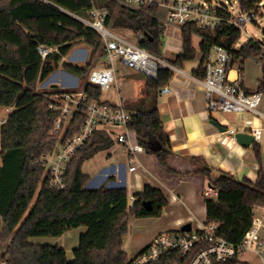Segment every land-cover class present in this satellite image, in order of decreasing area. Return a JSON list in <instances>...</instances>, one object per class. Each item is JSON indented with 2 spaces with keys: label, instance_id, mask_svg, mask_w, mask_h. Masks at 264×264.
Here are the masks:
<instances>
[{
  "label": "trees",
  "instance_id": "16d2710c",
  "mask_svg": "<svg viewBox=\"0 0 264 264\" xmlns=\"http://www.w3.org/2000/svg\"><path fill=\"white\" fill-rule=\"evenodd\" d=\"M93 6L107 11L106 27L132 31L140 48L162 58L164 25L156 17L157 3H139L137 8H131L116 0H0V107L12 109L0 125V256L8 257L10 264H124L127 254L122 248L123 239L130 220L159 217L168 206L162 191L148 185L134 194L135 201L130 205L126 187L108 186L112 177L97 189L86 188L90 177L82 171L83 164L118 143L114 135L104 131L94 132L72 156L64 175V190L41 186L46 169L36 161L77 134L86 105L100 100V88L87 78L82 88L86 100L77 106L69 122L55 130L59 111L51 105L55 97L69 91L38 88L59 65L78 78L89 75L90 61L85 66L62 61L78 42L90 48V59L97 52L104 57L100 35L78 19H91ZM193 36H200L201 63L194 71L197 78L205 76L203 63L215 46L230 51L231 66L238 62L243 66L245 60L260 52L251 41L234 49L240 35L232 26L221 24L214 30H201L192 22L183 25L182 49L167 61L170 65L181 68L184 62L196 58ZM39 46L56 50L42 58ZM135 73L142 76L143 82L135 101L123 106L131 113L127 127L146 153L155 156L166 171L173 172L167 166L172 154L170 140L158 111L159 92L173 72L160 68L155 79ZM258 90H264V82ZM152 141L161 144V150L151 151ZM252 151L258 165L256 180H239L221 172L210 183L217 189V197L204 199L203 224H216L217 234L232 243H238L251 227L252 209L264 206V168L259 145L254 143ZM206 170L199 169L194 174L209 176ZM145 202H150V210L144 207ZM80 227H86L87 232L80 236L71 261L65 250L56 245L30 242L37 237L58 238Z\"/></svg>",
  "mask_w": 264,
  "mask_h": 264
},
{
  "label": "built area",
  "instance_id": "2783aa9c",
  "mask_svg": "<svg viewBox=\"0 0 264 264\" xmlns=\"http://www.w3.org/2000/svg\"><path fill=\"white\" fill-rule=\"evenodd\" d=\"M116 1L131 8H137L139 3H152L151 0ZM227 1L228 3L232 1L234 6L213 7L210 0H168L166 23L180 30L183 25L192 22L201 30H214L221 24H227L236 28L240 36L242 33L247 34L244 26L247 23L256 24V19L262 17L259 9L263 5L262 0ZM106 15L105 9L93 6L90 11L91 19L78 18L100 35L105 51L106 65L90 71L89 83L98 86L100 91H108L115 82L116 62L152 79L156 78L160 68L176 71L172 65L161 61L138 45L126 43L117 37L105 26ZM248 41L257 44L260 48L258 55L253 57L262 70L261 85L264 82V42L253 37H248ZM237 43L234 49L240 48L236 47ZM55 50L39 46L42 58ZM230 62V51L222 46H215L204 60L205 76L201 78L200 84L206 97L207 110L221 114L256 116L264 99V90L248 92L244 87L243 66L239 62L231 66ZM163 91L168 92V87L165 86ZM86 98L83 92H66L61 97H55V103L51 108L59 111V117L54 123V129L59 130L64 123L69 122L77 106ZM130 117L131 113L121 106H112L101 100L88 103L79 132L67 139L64 144H59L51 154L36 161L46 169V176L41 186L49 190H64L67 165L76 151L96 131H104L116 137L117 145L123 147L127 154V172L135 173L136 154L145 152V149L136 139L133 141L129 136L130 129L127 127V122ZM244 122L245 125L241 129L223 125L224 131L220 132L219 142L229 146L230 142H236L234 135L240 131L251 134L254 142L258 143L262 129L253 127L251 120ZM0 123H5V120ZM217 193L216 188L209 186L202 192V197L214 199ZM134 201V195H129V204L132 205ZM255 208L261 211L260 230L255 228L257 225L254 221ZM182 226L159 233L137 254L127 257L124 264H264V206L252 209L251 227L238 243H232L219 236L216 232V224L191 225L187 231L181 230ZM0 264L10 263L8 258H2Z\"/></svg>",
  "mask_w": 264,
  "mask_h": 264
},
{
  "label": "crops",
  "instance_id": "0c3cea01",
  "mask_svg": "<svg viewBox=\"0 0 264 264\" xmlns=\"http://www.w3.org/2000/svg\"><path fill=\"white\" fill-rule=\"evenodd\" d=\"M151 2H154V0H151ZM161 6L165 9V14L161 13ZM166 13H168L167 3L158 4L156 17L164 25V36L166 31L168 32L167 46L165 51L163 48V54L165 57L170 58L169 61H171L181 52L182 39L181 30L166 23ZM112 31L126 43L137 45L138 37L132 31L128 29H112ZM192 43L197 51L196 58L192 61L184 62L181 68L173 66L176 71L173 72L171 80L166 85L168 92H164L162 89L158 95V111L171 145L172 154L167 159V166L173 172L166 171L155 156L149 155L145 151L136 154V172L128 173L126 170L127 154L123 147L116 145L110 150L109 155L111 158L117 157L119 160L121 159L125 164H118L117 167L112 165L110 168L112 171L106 172L103 176V182L99 184L101 186L109 177H112L113 179L110 182L113 185L111 186L126 187L127 174L130 178L128 189L131 195L140 193L146 185L161 190L168 201V206L163 209L162 215L168 218L167 227H173L174 229L186 223L198 226L204 222L205 204L202 192L204 188L209 187L210 183L217 179L221 172L228 173L239 180L246 178L254 182L257 178L258 165L252 151V145L255 142L248 148H244L236 142H230L229 146L222 145L219 142L220 132L222 131L212 124L213 121L220 128H224L222 126L227 125L230 128L241 129L245 125V120H251L253 127L262 129L260 141L256 144L259 145L261 162L264 168V99L258 108L259 114L256 116L250 114L243 116L221 114L208 111L206 97L200 84L201 78H197L194 75V71L201 63V55L198 53L200 38L193 36ZM62 61L67 62L66 57ZM115 69V83L116 81L119 82V88L117 89L119 103L104 102L124 108L123 106L126 102H132L136 99L138 88H136L130 74L135 72L130 70L123 73L122 69H117L116 67ZM54 73L55 75L51 79L50 76L52 74L41 82L43 83V89L57 88L63 91L78 92L76 88L79 81L76 76L65 71L61 65ZM244 75L245 68L243 65L245 89L248 92L257 91L263 76L262 70L260 76L256 75L249 78L250 86H246ZM137 81L140 80L137 79ZM131 90L137 91L134 94L131 93ZM5 109L9 112L12 111L11 108ZM6 118H0V122L6 120ZM129 136L133 141L136 139L132 130H129ZM199 169H207L209 176L194 174ZM198 216H202L204 220L200 221ZM164 227H166V224ZM71 231L56 238L58 240L62 239L61 244L65 246L60 247L65 250L70 261L72 256H68L67 249L71 245ZM158 231L156 230V233L150 236V239ZM122 248L127 255H134L132 252H126L124 239ZM74 250L75 248L72 249V252Z\"/></svg>",
  "mask_w": 264,
  "mask_h": 264
},
{
  "label": "rangeland",
  "instance_id": "374dc122",
  "mask_svg": "<svg viewBox=\"0 0 264 264\" xmlns=\"http://www.w3.org/2000/svg\"><path fill=\"white\" fill-rule=\"evenodd\" d=\"M210 1H211V5L213 7L225 6V7L229 8L231 5L234 6L232 1L230 3H228L227 0H210ZM262 2H263V5L261 7H259V9L261 10L262 17L256 19V24L247 23L244 26V30L247 32V34H245V33L241 34L240 39L236 45L237 48L241 47L244 43H246L248 40V37H253V38L257 39L258 41L264 42V37H263V33H264V0H262ZM154 3L161 4L162 0H154ZM164 10L165 9L163 8V6H161V13L162 14L163 13L165 14ZM110 30L112 31V29H110ZM164 38H165V40H164V42H165L164 43V51H165L166 46H167V40H168V32L167 31H166V35L164 36ZM166 55H167V53H166ZM169 59L170 58L165 57L163 54V56L160 60L167 63V61H169ZM254 59L255 58L252 57L250 59L245 60V62H244V68H245L244 79H245L246 86H250L249 78L254 77L256 75L260 76V73H261V67L257 64V62ZM66 60H67V62H70L71 64H73L75 66H85L86 63L88 61H90L89 72L95 68L104 67L106 65L103 55L100 54L99 52H97L95 54V56L90 59V48L82 42H78L73 46V48L70 50V52L66 56ZM115 67L117 69H122L123 73L126 71H130L126 67L122 66L119 62L115 63ZM130 74L132 75V78H133V81L135 83L136 88L139 89V87L141 86V83L143 82L142 76L139 74H136V73H130ZM54 75H55V73L50 76V79ZM129 77H131V76H129ZM87 78H88V74H87V77L85 79H81V78L76 77V79H78V81H79L78 86L76 88V90L78 92H82L83 84L85 81H87ZM137 79H139L140 81H137ZM118 83L119 82H117V81H116V83L114 82L108 91H101L100 99L103 101H109L111 103L118 104L119 103V93L117 92V89L119 88ZM42 86H43V83L39 84L38 88L40 90H42L43 89ZM135 91H137V90H135ZM135 91L131 90V93L135 94L136 93ZM136 94H138V91ZM121 96H122V94H121ZM9 113L10 112L6 111L5 108L0 107V118L7 117L9 115ZM109 154H110V151L99 152L83 164L82 171L84 173L88 174L90 177V181L86 185L87 189H97L99 184L101 182H103L104 174L106 172L109 173L110 171H112V170H110L112 165H115L117 167L118 164H125L124 161H122L121 159L119 160L117 157L111 158V156H109ZM246 163H248V161H246ZM126 176H127L126 188H127V192H128V196H129V195H131V192L128 189V184H129L130 178L127 174H126ZM111 185H113V184L111 182H109L108 186L113 187ZM205 189L206 188H204V190ZM260 215H261V211L258 208H255L254 221L257 222V225H255V228H257L258 230H260V226H259V221L261 220ZM198 218L200 221L204 220L202 216L201 217L198 216ZM167 220H168V218H165L162 214L159 217H147V218H141L138 220H136L135 218H132L129 222V225H128V233L124 238V248H125L126 252H128V253L132 252L135 255L141 249H143L146 245H148L154 239V237L156 235H158L159 233L169 231V230H173L174 229L173 227H167ZM165 224H166V227H164ZM192 225L195 226V224H192ZM156 230L157 231L159 230V231L157 232V234L155 236H153L150 239V236L155 234ZM86 232H87L86 227H80V228L74 229L70 232V235H72V239H71V245H69V247L67 249L68 250L67 254H68V256H72V260H73L72 249H74V248L76 249L78 247L80 236L85 234ZM61 240H58L55 237H37V238L30 239V242L34 243V244H42V245H56L57 247L65 246V245L61 244ZM132 255L129 254V255H127V257H131ZM2 258L4 259V258H8V257H1L0 256V259H2ZM8 260H9V258H8Z\"/></svg>",
  "mask_w": 264,
  "mask_h": 264
},
{
  "label": "water",
  "instance_id": "95a60500",
  "mask_svg": "<svg viewBox=\"0 0 264 264\" xmlns=\"http://www.w3.org/2000/svg\"><path fill=\"white\" fill-rule=\"evenodd\" d=\"M212 124L215 127H217L220 131H224V128H220L216 122L213 121ZM234 139L238 145H240L244 148H248L249 146H251L254 143L253 136L249 133H246V132H237L234 135ZM161 148H162V145L159 144L157 141L149 142V149L151 151L157 152V151L161 150ZM143 205L147 210L151 209L150 202H145ZM190 227H191L190 223H186L181 227V230L187 231L190 229Z\"/></svg>",
  "mask_w": 264,
  "mask_h": 264
}]
</instances>
